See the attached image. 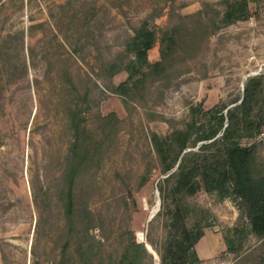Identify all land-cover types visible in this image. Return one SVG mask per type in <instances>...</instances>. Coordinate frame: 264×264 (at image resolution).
<instances>
[{
  "label": "rangeland",
  "instance_id": "rangeland-1",
  "mask_svg": "<svg viewBox=\"0 0 264 264\" xmlns=\"http://www.w3.org/2000/svg\"><path fill=\"white\" fill-rule=\"evenodd\" d=\"M221 1L0 0V264H118L129 243L144 245L139 264H160L165 176L151 133L184 128L191 105L234 106L247 79L264 75V10L224 26ZM141 22L177 26L180 47L169 77L124 102L110 88L126 73L109 78L105 66L124 59L126 35ZM70 109L87 134L73 191L77 227L90 222L84 210L93 220V252L83 256V233L70 239L60 194ZM242 144L255 146L263 169L264 129ZM186 202L213 223L195 245L202 264H260L263 244L253 236L237 254L225 250L222 232L238 214L230 200L198 192Z\"/></svg>",
  "mask_w": 264,
  "mask_h": 264
},
{
  "label": "trees",
  "instance_id": "trees-1",
  "mask_svg": "<svg viewBox=\"0 0 264 264\" xmlns=\"http://www.w3.org/2000/svg\"><path fill=\"white\" fill-rule=\"evenodd\" d=\"M221 5V24L224 26L247 21L253 12L264 10V0H222ZM174 18L182 22L189 17L174 15ZM180 41L177 26L154 30L141 22L131 28L123 44L124 59L105 66L109 78L121 71L127 75L124 82L111 86V93L124 102L136 93L145 97L154 83L174 71ZM156 44L159 60L150 62L148 51ZM263 79L264 75L247 79L241 98L235 99V105L230 108L221 103L209 110H203L200 104L191 105L184 128L163 135L151 133L150 143L160 173L165 176L160 195L166 236L160 251V264H202L195 245L213 223L206 218L203 209L194 210L186 202L198 192L210 194L217 201L230 200L237 210L235 225L222 232L226 252L237 254L253 236L263 244L260 264H264V168L256 165L255 146L242 144L243 139H253L264 129ZM79 115L76 109L69 110L73 139L64 158L65 186L60 194L71 231L70 239L73 232L76 235L83 233L82 238L78 236L80 243L77 244L78 252L83 256L86 250L93 252L94 240L90 235L93 220L89 211L81 213V218L90 221L89 224L79 229L75 222L74 181L83 162L79 152L87 138ZM192 215L195 221L190 222ZM101 246L97 242V249ZM69 247L68 240L62 252ZM140 253H146L143 244L129 243L118 264H139Z\"/></svg>",
  "mask_w": 264,
  "mask_h": 264
},
{
  "label": "water",
  "instance_id": "water-1",
  "mask_svg": "<svg viewBox=\"0 0 264 264\" xmlns=\"http://www.w3.org/2000/svg\"><path fill=\"white\" fill-rule=\"evenodd\" d=\"M150 218H151V217H150ZM150 218H149V219H150ZM145 248H146V250H147L148 252H150V250H149L150 246H149L147 243L145 244Z\"/></svg>",
  "mask_w": 264,
  "mask_h": 264
},
{
  "label": "bare ground",
  "instance_id": "bare-ground-1",
  "mask_svg": "<svg viewBox=\"0 0 264 264\" xmlns=\"http://www.w3.org/2000/svg\"><path fill=\"white\" fill-rule=\"evenodd\" d=\"M149 220V219H148Z\"/></svg>",
  "mask_w": 264,
  "mask_h": 264
}]
</instances>
